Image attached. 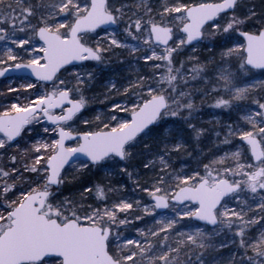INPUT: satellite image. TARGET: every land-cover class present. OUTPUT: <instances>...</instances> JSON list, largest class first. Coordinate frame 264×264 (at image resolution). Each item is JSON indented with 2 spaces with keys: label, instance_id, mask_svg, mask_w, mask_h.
Returning <instances> with one entry per match:
<instances>
[{
  "label": "snow or ice",
  "instance_id": "obj_1",
  "mask_svg": "<svg viewBox=\"0 0 264 264\" xmlns=\"http://www.w3.org/2000/svg\"><path fill=\"white\" fill-rule=\"evenodd\" d=\"M125 52L148 71L106 79L108 111L84 118ZM257 72L264 11L249 0H0V264H264ZM101 172L142 195L103 180L63 195Z\"/></svg>",
  "mask_w": 264,
  "mask_h": 264
},
{
  "label": "rangeland",
  "instance_id": "obj_2",
  "mask_svg": "<svg viewBox=\"0 0 264 264\" xmlns=\"http://www.w3.org/2000/svg\"><path fill=\"white\" fill-rule=\"evenodd\" d=\"M125 2L131 4V3H133V0H125ZM249 3L251 5L255 6L256 11L258 13L264 11V0H249ZM101 35H103V33H101ZM190 52H191V50L189 49L187 52H185L184 54H182L181 56H179L177 58V66L179 65L180 60H186L187 59V56H188V54H190ZM198 53L202 54L204 56L209 55L208 51L202 47L199 49ZM130 59H131V57H129L126 52L123 55H118V56L112 58V63H111L110 69L105 70L103 77H101L98 80L95 88L87 93V95L89 97H91L92 99L90 101L89 110L84 113V118L91 120V119H94L97 115L103 116L108 111V107L111 104V99L108 101H105V98L102 94L104 92V88L102 85L106 79L113 78V79H116V80L121 81V82H126L125 78H129V77L135 78L136 72L139 71L142 73V72L148 71V69L143 66L142 62L135 63L133 65H129L127 62L124 64L119 63L120 60L128 61ZM188 66H190V65H188ZM256 79L257 80H264V75H261L259 72H257L256 73ZM10 83H12V81H10L8 79L0 80V92H6L7 87L9 86ZM21 83H23V81L16 80L14 82L13 86L18 87ZM9 98L11 99L12 97H9ZM113 98L116 100L120 99V97H118V96H114ZM212 111L213 110L209 109L207 107V105H205L202 117H201L200 121H198V122H206L208 120L213 119V116L209 115V113ZM216 114L225 123H227L229 121V117L225 114H221L219 112V110H216ZM207 126L210 127V125H207ZM204 147H205V150H207L208 147H211V142L208 140H205L204 141ZM124 178H126V176H124ZM126 182H127V192L125 193V195L129 199L139 198L142 195V193L134 192L133 191L134 187L132 186L131 182L128 181L127 178H126ZM128 234L134 235L135 229L134 228L129 229Z\"/></svg>",
  "mask_w": 264,
  "mask_h": 264
},
{
  "label": "trees",
  "instance_id": "obj_3",
  "mask_svg": "<svg viewBox=\"0 0 264 264\" xmlns=\"http://www.w3.org/2000/svg\"><path fill=\"white\" fill-rule=\"evenodd\" d=\"M201 57H203L204 55L199 54ZM185 161H187V156H182V157H173V163L174 166L176 168H180L182 165H185ZM133 165H135V167L131 170L135 171L137 169H139L141 172H143L142 169V165H140L138 163V161L134 160ZM188 164H191V161H187ZM127 178V177H126ZM126 178L124 177H111V176H106L105 173L101 172L99 174L93 175L92 173H86L82 178L77 179L76 181H73L72 183H69L67 186V189L64 191L63 195L64 196H69V197H76L77 199L79 198V193L82 189H80L79 184L83 181H89V186H94L98 181L103 180L104 184H109L111 183V185L113 187H118L119 184L117 183V181H119L122 184H126ZM69 179H71V175L69 174ZM132 184V183H131ZM132 186L134 187V185L132 184ZM224 256H227L228 252L227 250H224L223 252Z\"/></svg>",
  "mask_w": 264,
  "mask_h": 264
}]
</instances>
